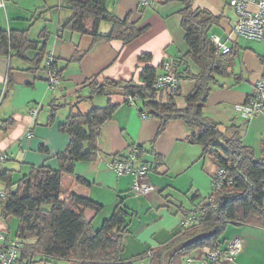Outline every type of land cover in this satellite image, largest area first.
<instances>
[{
    "label": "crops",
    "instance_id": "0c3cea01",
    "mask_svg": "<svg viewBox=\"0 0 264 264\" xmlns=\"http://www.w3.org/2000/svg\"><path fill=\"white\" fill-rule=\"evenodd\" d=\"M70 1L4 0L5 5L0 7V29L8 32L27 30L30 39L39 42L40 48H45L46 56L41 64L36 65L33 61L38 50H28L24 58L0 55V152L7 155V159L0 162V189H17L34 167L58 168L59 155L67 150L70 142V135L61 129V125L71 114H86L93 107H105L112 102L116 110L100 129L96 159L76 162L75 174L63 176L62 198L76 194L102 205L100 211L85 209L87 220L96 229L122 204L129 213V231L123 240L121 259L128 261L147 252L152 253L181 232L184 218L199 212L198 204L210 198L212 177L221 167L213 159L207 168L202 146L188 140L197 131L188 128L183 121H170L158 134L160 121L146 110L148 117L142 118L141 99L132 107L128 97L117 91L111 95L98 93L91 98L89 84L95 79L99 82L106 79L138 81L145 66L161 70L164 61L176 63V59L189 50L182 27L181 10L185 4L176 0H153L151 5L143 8L140 0H107L108 10L119 18L129 15L130 21L138 28H146L140 37L126 44L121 40H96L91 34L66 28L65 24L73 16ZM192 5L194 9L221 17L218 24L209 25V38L216 35L221 41L226 39L223 43L230 42L232 46L231 54L223 58L227 72L221 74L228 80L218 84L216 76L204 113L222 127L234 123L241 125L242 140L254 149L258 158H262L264 114L245 121L235 117V107L246 103L255 83L264 80V42L246 40L233 34L237 15L227 0H192ZM86 26L90 29L92 23L87 21ZM111 28V22H102L99 32L108 34ZM142 54H151L152 60L140 61ZM49 55L56 58L59 69H62L61 82L54 87L50 84L46 66ZM188 66L190 72L181 79L179 95L175 99L179 107L186 106V96L196 86L195 79L187 78V75L201 73V68L191 59ZM184 69V64L177 65V72ZM54 102L61 107L52 112L51 104ZM8 120L13 123L6 126ZM251 134L256 143H251ZM133 147H141L145 151L139 161L149 165L148 180L155 189L138 197L145 207L143 214L132 209L127 202L133 176H117L110 167L115 158ZM3 172H6L3 177L9 176L12 181L10 188L1 178ZM79 177L86 182H81ZM196 194L199 195L197 199ZM185 201L191 203V209L185 207ZM106 206L112 207L111 213L106 214L102 223L96 226ZM1 208L0 201V234L6 238L13 237L11 222L15 218L7 224ZM135 213L140 219L141 215L146 216V220L141 219L133 228L129 216H135ZM16 219L19 221L16 238H20L21 221ZM234 225L231 236L221 245L224 247L234 236L241 238L242 250L234 259L220 261L223 263L201 259L209 264H264V226ZM22 253H28L24 244ZM22 253L18 264H35L43 258L32 252L25 258ZM188 258L194 259L188 256L186 261Z\"/></svg>",
    "mask_w": 264,
    "mask_h": 264
},
{
    "label": "trees",
    "instance_id": "16d2710c",
    "mask_svg": "<svg viewBox=\"0 0 264 264\" xmlns=\"http://www.w3.org/2000/svg\"><path fill=\"white\" fill-rule=\"evenodd\" d=\"M106 1L71 0L73 16L65 27L91 34L96 40H121L126 44L143 34L146 28H138L130 21L129 15L124 19L119 18L108 10ZM176 1L185 4L181 10L182 27L189 47L184 56L176 59L177 65L186 66L183 72H177L178 76L184 79V74L190 72L189 59L201 68L199 75H187V78L195 79L196 86L186 96L185 107H179L175 101L179 92L172 94L155 88L156 79L162 74V66L161 70L145 66L138 81L106 79L99 82L95 79L89 84L91 98L98 93L111 95L115 91L126 97L139 96L143 101L141 110L148 111L149 115L160 121L158 134L166 129L170 121H183L188 128L197 131L188 140L202 146V157L206 159L209 156L220 167L230 171L233 183L226 181L220 189L213 191L209 199L198 204L201 224L179 232L170 243L153 250L151 264H183V260L195 250L221 247V235L230 223L264 226V143L263 157L258 158L254 149L242 140L241 125L234 123L222 127L204 113L216 76L227 72L223 58L232 52L222 54L208 35L209 25L218 24L221 17L194 9L192 0ZM87 21L92 23L90 29L86 26ZM102 21L112 24L108 34L99 32ZM31 49L38 50L33 62L41 64L46 57L45 48H40L39 42L32 41L27 30L8 32L0 29V55L24 58ZM139 60L150 61L152 55L142 54ZM59 75H62V69H59ZM51 106L52 112L61 107L57 102ZM115 110L116 106L109 102L105 107H93L86 114H71L61 125V129L70 135V142L67 150L59 155L60 166L56 169L46 165L34 167L17 189H7V197L1 200L2 216L7 224L12 218L20 219L18 235L28 253L42 256L41 260L68 259L75 264H135L149 254L147 252L128 261L121 259L123 240L129 231V213L122 204L96 229L87 220L85 209L100 211L102 205L76 194L62 198L63 176L75 174L76 162L96 159L100 129L112 118ZM12 123V120H8L5 124L9 126ZM138 150L141 158L145 151L141 147ZM4 175L6 172L2 173L1 178L10 188L12 181L9 176L3 177ZM79 180L86 182L82 177ZM195 198H199V195L196 194ZM28 253H22L23 257H30Z\"/></svg>",
    "mask_w": 264,
    "mask_h": 264
},
{
    "label": "built area",
    "instance_id": "2783aa9c",
    "mask_svg": "<svg viewBox=\"0 0 264 264\" xmlns=\"http://www.w3.org/2000/svg\"><path fill=\"white\" fill-rule=\"evenodd\" d=\"M152 2L153 0H140V5L145 8L151 5ZM227 4L235 10L237 15L233 34L248 40L264 42V0H227ZM4 5V0H0V7ZM210 40L222 54H228L232 51V46L229 43H223L218 36L212 35ZM46 66L50 73V84L54 87L61 82L59 68L55 65L54 56H48ZM180 87L181 79L176 70V63L173 60L164 61L162 65V74L157 77L155 88L177 94ZM127 99L130 105L135 106L139 96L132 95ZM260 114H264L263 79L255 83L254 91L248 97L247 102L235 107V117H241L245 121H249ZM141 115L144 119L148 117V114L144 111H142ZM6 159L7 155L0 152V162ZM110 167L117 176L132 175L134 177L132 189L136 194H147L154 190L153 185L148 180L150 167L148 164L139 161L138 148L133 147L122 153L111 162ZM226 181L233 183L229 169L221 167L212 177V191L220 189ZM7 194L8 192L6 190L0 189V201L5 199ZM201 222V214L199 212L192 213L186 216L182 221L181 232L188 231L200 225ZM241 250V238L235 237L227 241L224 247L216 249L210 247L202 248L199 257L211 263H216L223 260L234 259ZM22 251L23 244L20 238L9 240L4 235L0 234V264H18ZM152 256L153 253H149L146 257L138 260V263L151 264L150 260ZM192 260V258H188L187 262L191 263Z\"/></svg>",
    "mask_w": 264,
    "mask_h": 264
},
{
    "label": "rangeland",
    "instance_id": "374dc122",
    "mask_svg": "<svg viewBox=\"0 0 264 264\" xmlns=\"http://www.w3.org/2000/svg\"><path fill=\"white\" fill-rule=\"evenodd\" d=\"M236 19V18H235ZM103 23H106L107 21H102ZM212 28H214V27H212ZM221 37V36H220ZM221 38H223V37H221ZM243 39H245V38H243ZM226 39H224L223 38V41H225ZM247 40V39H246ZM229 44H230V42H229ZM225 80H228V79H226L223 75H221V74H218V84L221 82H224ZM254 91V90H253ZM253 93V92H252ZM132 107H135V106H132ZM247 137V136H246ZM249 139L251 140V143H256L257 141H256V139H254V137H253V135L251 134L250 136H249ZM258 144V143H257ZM195 145H198V144H195ZM200 161H202V160H200ZM213 158H211V157H207L206 158V166H207V168L209 167V166H211L212 165V163H213ZM153 173V172H152ZM134 178V177H133ZM133 184H134V179H133ZM133 186V185H132ZM132 186H131V191H130V196L127 198V202H129V206L132 208V209H134L135 208V210H139L142 214H143V210H144V206L142 205L143 203L141 202V199H139L140 197H143V195H139V194H136L134 191H133V189H132ZM154 191H155V189H154ZM139 197V198H138ZM130 198H131V200H130ZM108 204H109V199H108ZM185 207L187 208V209H191L192 208V205H191V203L190 202H188V201H185ZM132 209H131V212H133L132 211ZM111 210H112V207L111 206H106L105 207V209H104V211H102L101 212V214H100V217H99V220H98V223H96V226H98V224H101L102 223V221L104 220L103 218H104V216L106 215V214H108V215H110V213H111ZM134 214V213H133ZM145 218H146V216H145ZM142 215H141V219L142 220H146ZM140 219V216L138 215V214H136L135 213V216H129V220H130V222H131V224H132V226H133V228H135L136 227V225H138L139 224V221L141 220ZM18 224H19V221L15 218V219H13L12 220V222H11V228H12V233H13V237H7L9 240H15V239H17L16 238V231H17V229H18ZM234 227H236L234 224H232V223H230V224H228V226H227V228L223 231V233H222V235H221V239L222 240H225V239H228L231 235V231H234ZM238 236V235H237ZM237 236H234L233 238H235V237H237ZM232 238V239H233ZM199 250L200 249H198V250H195L193 253H192V255H190V257H193L194 259H193V262H192V264H209V262L207 263L205 260H203V259H201L200 257H198V255H199ZM41 259V258H40ZM218 263H223V262H218ZM217 263V264H218ZM35 264H75L73 261H70V260H68V259H55V258H47V259H43L42 261H39V262H36ZM139 264V263H138ZM183 264H187V261H186V259H184L183 260Z\"/></svg>",
    "mask_w": 264,
    "mask_h": 264
}]
</instances>
